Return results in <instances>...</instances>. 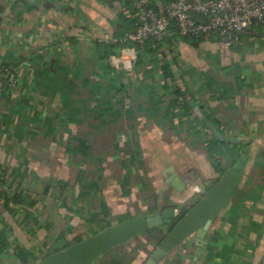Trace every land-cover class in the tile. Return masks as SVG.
Returning a JSON list of instances; mask_svg holds the SVG:
<instances>
[{"label":"crops","instance_id":"0c3cea01","mask_svg":"<svg viewBox=\"0 0 264 264\" xmlns=\"http://www.w3.org/2000/svg\"><path fill=\"white\" fill-rule=\"evenodd\" d=\"M136 1L0 0V74L12 67L13 83L0 88V194L21 198L8 210L0 196L2 264H36L137 216L176 217L242 155L203 239L151 263L156 230L96 264H264V21L230 48L172 29L142 53L125 41Z\"/></svg>","mask_w":264,"mask_h":264},{"label":"water","instance_id":"95a60500","mask_svg":"<svg viewBox=\"0 0 264 264\" xmlns=\"http://www.w3.org/2000/svg\"><path fill=\"white\" fill-rule=\"evenodd\" d=\"M207 126L219 141L224 140L211 122H207ZM246 160L247 156L242 155L215 183H207L203 197L178 220L173 208L160 215L137 216L73 244L60 241L48 249L36 264H96L98 259L118 246L130 244L156 230L164 232L166 228L149 260L151 263L160 262L190 237L196 236L201 240L206 236L213 221L236 193Z\"/></svg>","mask_w":264,"mask_h":264},{"label":"built area","instance_id":"2783aa9c","mask_svg":"<svg viewBox=\"0 0 264 264\" xmlns=\"http://www.w3.org/2000/svg\"><path fill=\"white\" fill-rule=\"evenodd\" d=\"M136 3L143 12L136 29L127 34L125 41L138 45H144L149 38L163 39L174 29L181 37L217 35L221 43L230 48L242 33L264 21V0H172L159 11L150 7L151 0ZM123 51L129 52L128 49ZM11 76L12 67L2 70L1 89L13 84ZM1 174L4 173L0 171ZM179 215L176 210V217Z\"/></svg>","mask_w":264,"mask_h":264},{"label":"trees","instance_id":"16d2710c","mask_svg":"<svg viewBox=\"0 0 264 264\" xmlns=\"http://www.w3.org/2000/svg\"><path fill=\"white\" fill-rule=\"evenodd\" d=\"M163 1V5L164 4H166L167 2H169V1H172V0H162ZM150 7H153L156 11H159L160 10V7L161 6H159L156 2H152V3H150ZM138 11H140V10H138ZM260 23H262V22H260ZM241 36H242V34L239 36V40H240V38H241ZM186 37H189V38H191V39H193V40H197V41H199V40H201V39H203V37L204 36H186ZM149 41H153V43L155 44V45H158V39H155V38H149L147 41H146V43L144 44V45H138V44H136V43H133L132 44V46L134 47V48H136L137 49V51H140V52H147L148 51V43H149ZM114 50H115V47L114 46H111L110 47V50H109V53L110 54H112L113 52H114ZM0 171H2L4 174H1L0 175V185H4L5 183H6V180H7V178H6V175H5V171H3L2 170V168H0ZM0 196L2 197V200H3V202H4V205H6V208L8 209V210H13V207L15 206V205H18V204H21V198H20V194H14V195H12V196H8L7 195V193H4V192H1V194H0ZM186 211H183L178 217H177V220L181 217V216H183V214L185 213Z\"/></svg>","mask_w":264,"mask_h":264}]
</instances>
